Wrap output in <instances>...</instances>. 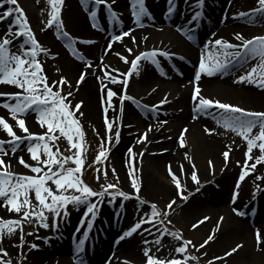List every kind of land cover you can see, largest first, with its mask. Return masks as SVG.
Returning <instances> with one entry per match:
<instances>
[{"label": "bare ground", "instance_id": "obj_1", "mask_svg": "<svg viewBox=\"0 0 264 264\" xmlns=\"http://www.w3.org/2000/svg\"><path fill=\"white\" fill-rule=\"evenodd\" d=\"M77 1L78 3L81 2V0ZM253 1L255 0H204L203 12L208 19L207 21L204 20V29H199L194 33L190 30L194 39H197V47L191 46L184 40L185 38L179 34L181 30L178 27L183 26L185 31H189V25L182 20V16L193 10L192 0H179L180 5L173 14H166L168 7L167 0H148V8L153 18H144L143 24L139 26L134 23L129 1L114 0L111 6L121 14V22H113L115 26L112 34L106 31L102 33L93 29L87 21L88 15L74 8L73 4L76 3L75 0L74 2L72 0H64L62 14L64 15L67 9L65 18L68 20L67 24L70 28L68 30L70 34L73 37L93 41L92 43H82L80 40L76 41V48L79 50L80 55L85 58L83 61L72 56L69 52L62 49L59 42L53 40L51 34L55 31L54 27L35 32L37 39L43 47L48 48L50 53H58L55 57L43 53L45 57L41 58L44 70L50 80L66 76L75 84L81 72L86 71V78L79 85V90L74 93V98L84 101L82 109L85 115L89 118L90 123L97 127L99 137H104L105 140L107 139V130L104 124V103L101 99L104 93L100 85L103 83L119 91L118 84H113L111 81L103 79V76L105 70L111 72L112 75L120 76L121 72L126 71L127 65L116 55V52H120L131 58L133 53L142 50L162 48L173 53L171 57H174L177 52H182L190 59L191 65L182 64V72L178 75L171 73L166 61L161 58L160 54H157V59L160 60L159 67L141 60L140 63L143 65L141 75H132L127 88V94L146 104H149L153 100L155 104H152L157 105V108L152 110L157 113V117L153 118L151 109H149L150 122H147L146 119L138 115L139 111L131 104L132 101L129 102L128 100L123 102L124 111L121 113L119 108L121 102L118 97H114V103L109 109L108 115L119 126L121 138L118 143L113 139V143L110 145L112 150L109 153V160L112 163V167L116 168L117 174L119 173L123 185L127 188V184H131V178L128 177L129 175L126 176L123 171L124 167L127 170L129 168L130 157L128 149L131 147L137 153L142 152L143 155H138L133 161L137 169L136 176L141 181L142 196L150 197L149 199L152 200L157 198L159 200L168 199V202L176 199L177 203L173 208L177 207L185 222H191L192 226L194 223L197 224V222L203 220L204 217H209V219L204 220L201 225L196 227L197 231L191 235V239H205L211 229H216L214 239L204 246L208 248H206L207 253L203 255V260H212L214 264H264V242L258 244L256 240L257 229H260L261 234L264 235V179L256 178L258 175H264V165H258V170L250 173L245 178L241 183L239 196L235 203H233V192L242 167L240 164H237V161L246 159V142L236 133L225 130L222 125L217 124L215 111L210 109L211 111L208 110L203 115L199 112H194V102L191 99V92L196 83L194 81V74L201 53L206 54L208 51V49L204 48L205 44H208L209 41L214 40L216 37H224L233 42L235 40L233 33L251 34V32H255L254 30L258 25L262 26L264 30V13H258L253 22H250L249 18L234 17L232 15L244 3ZM20 3L26 11L33 30H36L35 25L37 20L42 22V15L48 10L46 8V1L20 0ZM78 7L80 8V6ZM86 7L87 9L90 7L88 12L94 11L92 8L96 7L95 0H89ZM106 9L107 5L101 4L96 11L97 20L101 21V27H103V24L106 27L107 24L106 19L108 17L104 16ZM12 20L7 23V26L0 27V34L2 36L8 32ZM12 27H18V25H12ZM44 27L45 24L42 28ZM128 28L134 30L133 34L137 37V42L133 43L131 37L126 36L122 41L114 42L112 49H108L107 44L110 42L111 37L114 34H120L122 30H127ZM213 33L216 35L213 36ZM14 42L18 43V47L20 43H23V37H16L13 40ZM126 46L131 47L133 52H128ZM25 47H30V45L25 44ZM209 47L211 48V45ZM11 50L15 52L19 49L13 47ZM102 57L103 59H101ZM88 61L92 62V67L86 69L85 65ZM254 63L256 61H248L241 67L234 62L233 67L227 73H217L213 76L202 74V78L198 82L201 86L202 94H206V97L211 96L232 104L236 103V105L246 109L264 111V90L252 84L236 82V77L250 70V65ZM235 66L237 69L233 70ZM57 69H60V71H57ZM113 69L120 70V73L116 74ZM0 89L16 90L13 86L9 85H0ZM166 96L167 103L159 105L158 101ZM257 105L263 109H254L253 107H259ZM209 112L213 114H208ZM0 115H5L11 123L15 124L7 109L0 107ZM117 116L120 117L119 120L114 119ZM26 120L30 130L37 131L39 126L35 121V114L30 113L26 117ZM149 126L153 130L148 133V140L138 143V137ZM176 127H178L179 133L175 137L174 128ZM185 127L188 129L185 134L186 144L181 146L179 137ZM171 128L173 131L170 130ZM206 128H214L216 131L209 134L205 130ZM154 130H156L155 133H153ZM16 131L18 134L23 135L18 127ZM0 138L8 139L7 134L2 130H0ZM158 139L159 141H157ZM105 146L108 145L106 144ZM21 147L23 148L24 146L22 145ZM228 148L231 151L228 162L225 164V158L222 153ZM185 152L192 157V161L185 158ZM20 154L18 151L16 155ZM254 154H260L258 148L254 149ZM6 159L14 160L11 156L6 157ZM151 160L153 161V165H151ZM209 160L213 161V166L209 165ZM192 162L196 165L201 180L200 184H195L191 180ZM169 164H171L177 175L181 177V182L187 184L188 190L192 191V195L187 200L178 197L177 189L172 182V177L167 168ZM182 164L185 169L183 173L180 171ZM209 168H212L211 172ZM17 170L28 171V169L22 167ZM257 185L260 187L257 188ZM197 188H199V191L195 190ZM196 193L198 194L196 195ZM254 194H256L255 197ZM254 202L258 206L256 218L252 224H249L247 221L249 220V211L247 216H238L234 209L238 208L245 212L247 207L249 205L251 207ZM121 205L123 204L121 203ZM110 207L111 205L106 200H103L99 213L93 220V227L88 229L87 221H85L78 233L81 234L80 232L82 231V235L79 238L83 237L84 231H88L89 236L93 234L94 230L98 234L104 228L108 231H116L123 224L128 223L125 216L121 218L120 215L115 219L114 212L109 209ZM116 207L118 205L115 204L114 208ZM0 216L8 217L9 212L0 207ZM75 217L76 214H70L67 223L59 224L53 232L54 238H50L47 241L34 240L40 247L35 249L34 252H28L26 259L30 261V264H73L77 256H81L84 264H109V262L110 264H143L145 256L142 249L134 247L129 241H121L117 245L118 253L113 256L110 255L112 253V244L110 246L109 242L105 248L98 251L87 252L88 250H86L87 253L84 251L78 252L76 247L70 244L67 234L60 244L56 246L57 248H54L53 243L55 244L58 241L57 239L58 237L60 238L61 233L66 231L69 226L71 227L72 223H74L72 229L78 225V215ZM220 217H223L222 221ZM218 224L219 227L217 228ZM146 225L144 224L143 226ZM129 227V225L122 227L121 232L113 237L117 236L116 238L120 239L124 233H122V229L125 231ZM41 231L42 229L39 228V231L33 234L37 235ZM121 233L122 235H120ZM146 233H149V229ZM33 234L27 235V237L32 238ZM109 234L111 235V232ZM183 234L186 235L187 233L184 232ZM130 238L136 244L141 243L142 246L144 245L141 237L133 236ZM11 240H15V236ZM238 243L242 244L241 248L228 256L224 255ZM49 245H52L54 249L48 250ZM2 246L8 249L9 255L13 254L15 247L7 237H5ZM174 248L175 243L172 239L168 238L165 247L160 250V255L166 256L169 253L178 255L175 253ZM214 257H220V259H213Z\"/></svg>", "mask_w": 264, "mask_h": 264}, {"label": "snow or ice", "instance_id": "obj_2", "mask_svg": "<svg viewBox=\"0 0 264 264\" xmlns=\"http://www.w3.org/2000/svg\"><path fill=\"white\" fill-rule=\"evenodd\" d=\"M112 2L114 0H95V6L107 5L110 21L121 22V14L112 8ZM81 3L87 6L89 0H81ZM167 3L166 14H171L176 10V2L175 0H167ZM5 4L10 6L0 14V20L11 17L13 13L16 15L12 20V24L9 25L8 32L0 39V85L13 86L16 90L0 89V98H3L0 99V107L7 109L8 114L15 121V124H13L5 115H0V130L4 131L8 137L7 140L0 138V207L15 215L0 216V264H13L12 259L7 258L9 256L8 249L2 246L5 237L17 249H22L26 243L30 245L31 249H38L39 244L26 241L25 237L38 232L39 227L55 229L58 226L57 218L61 215L66 217L69 214V205L77 209L81 205L86 206L83 216L88 217L91 214V218L87 220V228L91 229L93 220L97 215L98 205L103 202L106 196L111 197L112 200L117 197L122 198L124 201L135 198L140 204L150 203V214L145 213L121 237V239L128 237L137 230L148 232L147 228L142 229L141 226L144 224L151 226L156 235L151 240L143 241V244L146 245L142 249L145 256L143 264H204L200 257L190 253L188 248L191 246L199 251L200 248H203L209 241L214 239L216 229H213V234H209L203 243L196 245L191 239L182 235V230L173 231L165 225V219L173 210L177 200L172 199L165 209H160L155 202H148L142 197L141 181L136 176L137 169L133 162L135 157L143 155L142 152L137 153L131 147L128 149L130 157L128 175L131 178V188L134 191L129 192L119 188L120 181L115 167L111 169L117 177V183L115 184L108 180L107 167L103 169L98 167L95 170L97 173L96 180L98 182L101 179L104 180L99 191L85 181L84 173L88 159V147L86 134L79 118L84 115L82 111L84 101H76L74 93L79 90V85L85 80L87 73L82 71L75 84L66 76H60L59 79L50 82L49 76L44 70L43 62L38 56L40 53H44L55 57L58 53H50L49 49L43 47L37 39L20 0H0V6ZM47 5L49 6L48 18L45 27L41 31L54 27L55 34L59 39L65 41L67 48L71 50V54L83 61L85 58L80 55L79 50L76 48V41L80 40L82 43H92L93 41L73 37L65 30L62 19L64 0H47ZM202 5L203 0H192L193 22L201 16V12L195 9ZM258 5V8L249 10L252 14L251 17H249V12H238L232 15L234 17L249 18L250 22H253L258 13H264V0H258ZM129 7L134 23L138 26L143 24L144 18H153L150 9L146 5V0H129ZM85 10H87V7ZM89 15L92 26L99 29L101 25L97 21V12L91 11ZM12 25H18V27L14 28ZM178 27L187 39H192L190 30L185 31L183 26ZM133 32L132 28H128L122 30L118 35L114 34L107 44V48L112 49L114 42L122 41L126 36H130L132 42L136 43L137 37ZM215 35L213 33V36ZM233 35L240 43L236 44L224 37H216L204 45V48L208 51L206 54L201 53L194 74L196 83L191 92V99L194 102V112L207 113L210 109L215 111L216 123L222 125L225 130L236 133L246 142V159L237 161V164L242 167L233 192L232 202L235 203L239 196L241 183L250 173L258 170V165H264V111L246 109L230 102L206 97L202 94L201 86L198 83L202 78V74L213 76L217 73H227L233 67L234 62L242 67L248 61H256V63L250 65V70L236 77V82L252 84L264 90V35L246 37L240 32H235ZM21 36L23 37V43L18 45V51L13 52L11 50L13 40ZM25 44L30 45V47H25ZM209 45H211V48ZM127 51L131 53L133 49L127 47ZM158 53L165 58L173 55V53L162 48L142 50L133 53L131 58L116 52V55L130 66L126 71L121 72L120 76H113L111 72L105 70L103 79L118 84L120 90L116 91L103 83L100 85L104 93L101 99L104 103L103 112L107 139L101 137L99 152L94 157V163L102 164L107 161L113 139L118 143L121 138L119 126L108 115L109 109L114 103L113 98H119L121 113L124 111L123 102L125 100L136 103V98L127 94L130 78L133 74L136 76L141 75L143 68L140 63L141 60L151 62L159 67ZM181 58L183 59V57ZM90 67H92V62L88 61L85 68ZM57 71H60V69H57ZM113 71L119 70L113 69ZM65 85L68 87L67 92L64 91ZM165 103H167V96L158 101L159 105ZM141 106L148 107L147 105ZM151 108L155 109L157 105H152ZM30 113L35 114V121L42 129L41 131L30 130L26 120ZM114 119L119 120L120 117L117 116ZM17 127L23 135L18 134ZM152 130V127L149 126L138 137L137 142H146L148 133ZM205 130L209 134L216 131L214 128H206ZM187 131L186 127L181 131L179 137L181 146L186 144L185 134ZM61 138L66 140L68 145L66 151L70 152V155H65V152L61 150L59 146ZM257 148L259 149V155L254 154V149ZM25 149L27 157L24 154ZM18 151L21 153L20 155H16ZM230 151L231 149L228 148L222 153L225 164L228 162ZM9 156L13 157L14 160L6 159ZM185 158L192 161V157L187 152H185ZM250 161L251 163H249ZM208 163L213 166V161L209 160ZM191 166V180L195 184H200L201 180L195 163L192 162ZM20 167L28 169V171H18L17 169ZM168 171L177 189L178 197L187 200L192 195V191L188 190L187 184L181 182V177L173 170L171 164L168 166ZM180 171L182 173L185 171L183 164L180 166ZM256 178L264 179V175H258ZM256 187L259 188L260 186L257 185ZM195 190L199 191V188ZM93 197L98 198L96 202L91 199ZM234 211L239 215H246L238 208ZM253 211L255 210L253 209ZM50 216L52 217L51 223L49 222ZM207 219L209 217H204L203 220L194 224L193 228L198 227ZM220 220L222 221L223 217H220ZM153 221L158 223L160 227L157 228L156 223H153ZM80 223L83 225L85 220L81 219ZM168 223H171V221H168ZM26 225H36L38 227H28L26 229ZM216 227L218 228L219 224ZM77 231H79V228ZM13 236H16L17 239L11 240ZM87 236L88 231H84L83 237L87 238ZM165 236L172 237L175 243L174 251L178 255L169 253L166 256H157L152 253L151 246L153 244L158 246L156 248L157 252L165 247ZM44 239L47 240L48 237H44ZM256 240L258 244L264 242V235L261 234L260 229L256 231ZM83 247L84 239L82 238L77 245V251H83ZM241 247L242 244L238 243L224 255L228 256ZM25 258L23 252H20L17 264H22ZM213 259H220V257H214ZM80 264H84L82 259ZM208 264H212V262L209 261Z\"/></svg>", "mask_w": 264, "mask_h": 264}, {"label": "rangeland", "instance_id": "obj_3", "mask_svg": "<svg viewBox=\"0 0 264 264\" xmlns=\"http://www.w3.org/2000/svg\"><path fill=\"white\" fill-rule=\"evenodd\" d=\"M44 1H46V8L48 9L49 8V6L47 5V0H44ZM73 2H74V0H72ZM75 4H73V6H74V8L76 9V10H80V11H82V12H84L85 11V9H82L81 7V3L79 2L78 3V1L77 0H75ZM146 2H147V4H148V0H146ZM149 5V4H148ZM10 5H7V4H5V5H2V6H0V14H2V12L4 11V9H6L7 7H9ZM78 6H80V8L78 7ZM252 6H259L258 5V0L255 2V1H253V2H251V3H244L243 5H241L240 7H239V9L237 10V12L236 13H238V12H244L248 7H252ZM107 11V10H106ZM66 12H67V9H66V11L64 12V15L62 14V19H63V22H64V25H65V30L70 34V32L68 31L70 28H69V26H68V24H67V22H68V20L65 18V16H66ZM85 13V12H84ZM107 13V12H106ZM105 13V14H106ZM41 14H42V11H41ZM15 13H13L12 14V16L10 17V18H8L7 19V21H5V22H3V20H0V27L1 26H7V23L11 20V19H14V17H15ZM42 17H43V20H42V22H39V20H37V22H36V25H35V28H36V30H33L34 31V33L36 32V31H39V30H41V28L44 26V24H45V22H46V20L45 19H47L48 18V10L46 11V13L44 14V15H42ZM184 17H186L185 15L183 16V19H184ZM33 29V28H32ZM201 30H203L204 29V27L203 26H201V28H200ZM255 32H251V34H247V35H252V36H254V35H262L263 34V27L262 26H260V25H258V26H256V28H255V30H254ZM255 33H257V34H255ZM180 34V33H179ZM71 35V34H70ZM247 35H245V36H247ZM264 35V34H263ZM72 36V35H71ZM180 36V35H179ZM183 36V35H182ZM181 36V37H182ZM1 37H3L2 36V34H0V39H2ZM51 37L53 38V40H56L57 42H59L60 44H61V47H62V49H64L65 51H67V52H69L70 54H71V50H69L68 48H67V46H66V43H65V41H63V40H61V39H59L58 37H57V35L55 34V31H53L52 32V34H51ZM184 37V36H183ZM234 39H235V37H234ZM21 41V40H20ZM234 41H237L236 39L234 40ZM17 42H14V43H12V46H11V48H13V47H15L16 49H18V47H17ZM21 44V43H20ZM18 51V50H17ZM115 52V51H114ZM41 55H40V59L42 58V57H45L44 55H43V53H40ZM114 54V53H113ZM72 55V54H71ZM73 56V55H72ZM162 59H163V57H161ZM149 63H151V62H149ZM121 68H123V66H121ZM237 69V67L235 66L234 68H233V70H236ZM172 70V69H171ZM118 73H120V70L118 71ZM171 73H173V72H171ZM117 74V73H116ZM117 76V75H116ZM52 80H57V79H52ZM52 80H50V81H52ZM64 91L65 92H67L68 91V87H67V85H65V87H64ZM204 96H207L206 94H204ZM208 97H210V98H213V97H211V96H208ZM75 100L76 101H79L77 98H75ZM81 100V99H80ZM129 102H130V100H128ZM151 103V104H150ZM149 104H146V103H144V105H147L148 106V108H141L137 103H134V102H132L131 104H133L134 106H135V108L139 111V113H138V115L140 116V117H142V118H144V119H146L147 120V122H150V120H149V115H150V113L148 112L149 111V108L151 109V114H152V116H156L157 117V113L155 112V111H153L152 110V108H151V106L153 105L152 103H154L153 102V100L150 102ZM155 104V103H154ZM236 104V103H235ZM244 106H249V105H244ZM257 106H259V105H257ZM254 109H263V108H261L260 106L259 107H253ZM82 111H83V113H84V115L83 116H81V117H79L80 118V120H81V122H82V125H83V129H84V131H85V134H86V141H87V147H88V152H87V157H88V159H87V164H86V168H85V173H84V179H85V181L90 185V186H92L95 190H97V191H99L100 190V185L102 184V183H104V180L103 179H101L99 182L96 180V175H97V173H96V168H101V169H103L104 167H107V169H108V180L110 181V182H112V183H117V177H116V174H113L112 173V171H111V169H112V163H111V161L109 160V158H108V160L107 161H105L104 163H102V164H96V163H94V157L98 154V152H99V145H100V142H101V138L99 137V135H98V133H97V127L96 126H94V125H92L91 123H90V121L88 120L89 118L87 117V115H85V112H84V110L82 109ZM211 111V110H210ZM200 113V112H199ZM202 115H203V113H201ZM208 114H213V113H211V112H209ZM77 115H79L78 113H77ZM140 129H142V128H140ZM144 129V128H143ZM41 129L40 128H37V131H40ZM139 130V129H138ZM170 130H172V128L170 129ZM173 131V130H172ZM156 132V130H154V132L153 133H155ZM174 136L176 137L177 135H178V133H179V130H178V127H176V128H174ZM157 141H159V139L157 140ZM52 143H55V142H52ZM148 143H150L149 141H148ZM59 146H60V148H61V150L62 151H64L65 152V155H70L71 153L70 152H68V151H66V149H67V147H68V145H67V143H66V140L64 139V138H61L60 139V141H59ZM107 147V146H106ZM111 150H112V148H111ZM74 151V150H73ZM25 155L27 156V153H26V149H25ZM151 165H153V161L151 160ZM208 165V164H207ZM163 166H164V164H163ZM208 167H209V165H208ZM168 168V167H167ZM163 170V169H162ZM209 170H210V172L212 171V168L210 169L209 168ZM124 174L126 175V176H128V170L124 167ZM118 176H120L119 175V173H118ZM129 177V176H128ZM119 181H120V183H119V188L120 189H122V190H124V191H129V192H132V191H134L132 188H131V184L129 183V185L127 184V188L123 185V183H122V181L120 180V177H119ZM53 187H55L54 185H53ZM71 191V190H70ZM142 193V192H141ZM198 193H196V195H197ZM142 195V194H141ZM146 201H148V202H155L156 204H157V206H158V208H160V209H165L166 208V206H167V204L169 203L168 202V199H161V200H159V198H157V199H154V200H152V199H149L147 196H142ZM92 200H93V202H96L97 201V199L98 198H95V197H93V198H91ZM104 200H106V202H108L109 203V201L110 200H112V198L111 197H105L104 198ZM121 203H124V208H125V215H126V217L127 216H130L131 217V222H135V221H137L140 217H142V216H144L145 215V213H149L150 214V211H151V208H150V203H144V204H140L139 203V201H137V200H135V198L133 199V198H131V199H129V200H127V201H124L122 198H120V197H117L115 200H112V202L111 203H109L110 205H118V207H120V205L119 204H121ZM85 208H86V206L85 205H81L80 207H79V209H77V208H75V207H73L72 205H69V214L65 217V216H63V215H61L59 218H57V223L58 224H62V223H64L65 221L67 222L68 221V219H69V216H70V214H76V217H77V215H79V213L80 212H82V218L83 219H85V220H88V219H90L91 218V214H89V216L88 217H84L83 216V213H84V211H85ZM99 211V210H98ZM98 214V213H97ZM10 215H15L14 213H9V216ZM75 217V218H76ZM130 217H129V219H130ZM133 217V218H132ZM146 218V217H145ZM51 220H52V217L50 216L49 217V222L51 223ZM168 221H171V223H168ZM153 223H156L155 221H153ZM194 224H196V223H194ZM74 224L72 223L71 224V227H69L66 231H64L62 234H60V237L62 238V237H64L66 234L68 235V232L70 233V229L72 228V226H73ZM165 225L170 229V230H173V231H175V230H182V235L185 237V238H188V239H191V235L192 234H195L196 233V231H197V229L196 228H193V226L191 225V222H189V223H186L185 222V220L183 219V217L181 216V213H180V211H179V209L177 208V207H174L173 208V210L172 211H170V213H169V215H168V217L165 219ZM199 225H201V224H199ZM28 227H38V226H36V225H32V226H28V225H26V229L28 228ZM156 227L157 228H159L160 227V225L158 224V223H156ZM39 228H41L42 229V231L39 233V234H37V235H34L33 234V237L32 238H30V237H25V239H26V241H32V242H34V240H36L37 239V237H39V240H41L40 238H44V237H48V239L50 238V237H53V236H55L54 234H53V232L55 231V229L57 228H55V229H53V228H48V229H45V228H43V227H39ZM147 228H149V230L151 231V232H154L153 230H152V228H151V226L150 225H147ZM187 233L186 235H184L183 233ZM209 234H213V229H211L210 230V233ZM208 234V235H209ZM156 235V233L154 232V235H150V236H148V240H151L152 239V237L153 236H155ZM170 238V239H172V237H170V236H165L164 237V244L166 245V240L168 239V238ZM17 239V237L15 236V240ZM63 239V238H62ZM206 239V238H205ZM205 239H201V240H192L196 245H199V244H201V243H203V241L205 240ZM43 240V239H42ZM60 242H61V240L60 241H57V242H55V244L53 243V247L54 248H57L56 246H58L59 244H60ZM36 243V242H35ZM181 243H182V241H181ZM52 245H49V249L48 250H51L52 248ZM158 246L157 245H155V244H153L152 246H151V249H152V253L153 254H155V255H157V256H162V255H160V251L159 252H157L156 251V248H157ZM53 248V249H54ZM206 248H208V247H203V248H200L199 249V251H197L195 248H192L191 246H189V248H188V251L190 252V253H194L195 255H197V256H199L200 257V259H202V261L204 262V264H208V262H209V260H203V255H205L206 253H207V251H206ZM161 250V249H160ZM35 251V249H31L30 248V245L29 244H25L24 246H23V248L22 249H17L16 247H15V250H14V252H13V254L12 255H9L7 258H10V259H12V261H13V264H17V262H18V260H19V256H20V252H23V255L26 257L27 256V254H28V252H34ZM55 251H56V249H55ZM218 260V259H217ZM211 262H212V260H211ZM30 264V261L29 260H27L26 258L25 259H23V261H22V264ZM212 264H214L213 262H212Z\"/></svg>", "mask_w": 264, "mask_h": 264}]
</instances>
